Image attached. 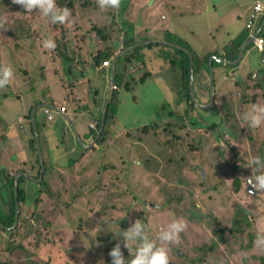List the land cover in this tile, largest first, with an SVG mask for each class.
Returning <instances> with one entry per match:
<instances>
[{
	"label": "rangeland",
	"instance_id": "374dc122",
	"mask_svg": "<svg viewBox=\"0 0 264 264\" xmlns=\"http://www.w3.org/2000/svg\"><path fill=\"white\" fill-rule=\"evenodd\" d=\"M131 1L120 0L117 8L100 9L97 0H55L58 7H66L70 13L68 20L71 23L66 21L61 24L52 23L39 9L22 12L19 9L22 6L14 0H0V63L13 69L10 82L0 87V107L4 87L15 85V80H18L16 87L21 91L30 93L35 88L36 97L49 98L52 94L45 91V87L56 90L74 84V80L83 74L92 76L84 68H77L76 75L66 72V68L72 69L71 65L75 63L77 47L86 45L92 53L99 54L113 39L138 42L142 38H154L163 42L157 50L156 47L152 50L147 47L145 50L148 52L140 55L142 63L134 61L129 65L127 82L130 89L123 87L117 94L118 98L117 95L114 99L111 97L110 102L116 100L119 105L118 120H112L113 124L119 123L128 128L131 136L119 138L124 131L120 133L117 126L110 124V135L113 134L114 138L106 142L103 138L101 144L97 142V146L84 150L82 145H78L79 148L75 146L71 133L64 135L68 132L64 131L66 126L72 128L70 124H58L56 119L59 115L54 120L47 114L46 118L42 112L39 113V136L40 132L44 133L40 127L42 123L53 124L56 131L52 140H48L51 155L48 163L57 173L49 178L46 172L44 179L55 195L49 198L46 194L44 199L38 201L40 204L35 210L31 208L37 214L35 218L28 215L31 210H25L26 215H22V209L16 230L6 232L0 228V264H109V250L117 241L121 243L125 258L132 256L131 249L135 245H130L128 251L122 237L108 230L103 220H114L118 225H112L111 230L116 231L119 226L123 231L140 219L147 225L150 236L154 237L176 218H182L186 227L180 233L179 242L169 245V264H262L264 260V247L254 242L258 232L264 233V190L249 191L245 181V177L256 174L252 173L253 166H248L249 160L254 156L264 160V123L250 128L242 119L243 113L253 103L264 104V79H254L249 74L251 69L264 66L258 53L243 54V59L251 62L247 73L250 83L232 74L237 71V64L232 67L230 75L225 66L219 64L218 53L209 56V62L211 57L215 61L213 70L219 67L222 70H214L213 77L206 72L204 75V71L201 77H196L199 90L195 93L197 103L193 102L196 107L192 108L182 97L185 87L181 64H177V67L172 65L173 61L176 65L180 59L174 46L177 44L167 39L168 33L178 37L176 11L161 4L166 0L156 3L153 0L150 4L153 6L151 15L157 27L147 25L151 12L149 8H142L138 14L141 21L145 20V28H149L152 37L134 35L137 27L143 34L147 33L138 25L135 30L126 27L123 33L116 24L127 20L122 8L129 9ZM142 1L147 0H133L134 4H141ZM206 1L209 6L216 2ZM169 2L175 3L176 0ZM25 21L33 26L34 39H19L22 31H31V26ZM190 21L194 25L193 20ZM113 22L116 23V31H113ZM243 24L241 22L240 26ZM184 35L185 38L181 39L186 44V41H199L201 46L195 44V47L198 52L202 51L201 55L218 48V44L211 38L206 39L199 28L184 32ZM48 37L55 41L59 55L55 58L60 66L54 67L55 74L46 73V76L45 61L39 63L36 69L30 62L24 63V55L35 53L33 49H40L42 38ZM37 38V43H33ZM98 41L105 43L99 46ZM24 44L29 46L27 53L24 52ZM223 46L220 44V48ZM229 47L231 49L233 45ZM53 49L49 50L53 52ZM63 52H66L62 57L67 66H61L60 55ZM157 58H162L158 64H149ZM204 58L199 56L201 62ZM14 63L18 64L14 67ZM118 70H122V66L118 65ZM146 72L150 74L147 79L142 76ZM93 84L98 86L94 91L99 90L94 93L93 99L96 100V95L100 94L96 106L99 107L97 111L100 116L105 104V101L102 102L103 92L109 83L106 86L103 83L100 88V82ZM165 89L173 92L171 98H174V103L170 104ZM210 89L214 95L212 102L209 101ZM201 104L207 107L203 108ZM173 112L179 118L171 115ZM21 115L25 117L24 112ZM194 117L196 124L192 121ZM91 118L81 117L80 121L85 123L92 121ZM51 121L54 122L51 124ZM14 122L19 127V113ZM97 123L94 130L98 128ZM168 123L173 127L168 129ZM213 125L216 127L211 128ZM3 138L0 137V146L10 148ZM32 138V134H24L23 143L35 154L31 146ZM36 140L40 155V137ZM41 142L44 144V134ZM12 152L10 148L5 153ZM110 152L113 153L112 159L117 160L118 171L115 167L111 168ZM72 159H78L73 166L70 164ZM32 163L36 161L28 162ZM105 165L108 166L107 170L104 169ZM9 171L0 165L2 193L5 191L2 177ZM258 171H264V168ZM128 176L135 179L131 180ZM117 179L123 182L124 188L116 186ZM32 186L36 184L32 183ZM43 188L46 191V187ZM2 198L4 204L0 209L5 208L9 212L14 204L7 205L10 200ZM242 211L248 212L250 227L243 232L231 233L233 218ZM221 231L225 233L221 234Z\"/></svg>",
	"mask_w": 264,
	"mask_h": 264
},
{
	"label": "crops",
	"instance_id": "0c3cea01",
	"mask_svg": "<svg viewBox=\"0 0 264 264\" xmlns=\"http://www.w3.org/2000/svg\"><path fill=\"white\" fill-rule=\"evenodd\" d=\"M152 1L153 0H147V1H142L143 3L141 4H139V2L137 4H134L132 0L129 9L122 8V11L124 12L126 11L128 13L127 16L129 18H127V20H125L123 23H121L120 21H118V24L113 22L112 25L113 31H116L117 29L116 25L121 27L120 29L122 30L123 33L126 32L125 29L126 24H128L130 30H135L136 25H138L141 26L144 30H146L147 33L143 34V32L139 30V27H137L138 30L137 32H134V35L136 34L149 35L152 37L149 28L148 27L145 28V26L147 25L154 27L158 26L151 15L153 6H150V4ZM257 1H260L264 4V0H216V2L212 6H209L206 0H176L175 3H171L169 2V0H166L161 4L168 5L173 10L176 11V35H178L179 38L184 39L185 38L184 32H190V30L193 28H199V30L202 32V34L206 39L211 38L213 42H216L218 44V48L210 49V51L201 55L200 53L202 51L198 52L195 47V44L201 46L199 41H193L191 43H188V41L185 40L187 42L188 47L191 48L193 52H195L198 56H202L203 58L207 54L218 53L219 55L218 62L225 66L224 68L228 70L227 72H230L229 73L230 75L232 74L237 75L239 78L244 79L250 83V80L247 79V76L249 74L252 75V78L253 75H257L256 78L264 79V66H261L258 69H251L250 70L251 72L247 74L251 67V62L248 59L247 60L243 59L244 52L247 55L254 52L247 50L249 43V32L245 29L246 28L245 25L249 20L250 14L253 11L254 5ZM156 2H161V0H155L154 3ZM144 5H146V7H144ZM142 8H149L151 10L149 22H147V25L144 24L145 20L141 21L138 17V14ZM190 20H193L194 25L191 23ZM241 22H244L242 27L240 26ZM263 25H264V17L262 18V20H260V23L256 24L257 32H259L260 28ZM245 34H247L246 37H240ZM143 39L144 38L140 39L138 42H136L135 45L142 42L152 43V44L154 43L162 44L159 43L160 41L154 40V38H148L147 40L142 41ZM237 39L243 42L238 54H240L243 48H244L243 50L244 52L242 53L240 59L237 58L236 61L232 62L231 58L223 55L225 53H227L228 55V51H229L226 50L225 46L228 47V44H231L233 41ZM43 40L44 39L42 38L40 49L39 48L33 49L35 50V53L24 55V63L29 60L32 66L33 64L36 65V69H37L39 63L45 61V63L47 64L45 67V75L46 73L47 74L50 73V75L55 74L54 67L60 66V63H58L55 57H58L59 55L55 56V54H57V50L55 47L53 49V52L49 50V48H44L42 46ZM104 43L98 41L99 46L104 45ZM220 44H224V47L220 48ZM99 46L98 49H100ZM107 47L116 50V54L110 60L112 67L111 65L105 66L104 64L102 65L97 64L95 58L98 55V52L92 53L91 49L88 46L83 45L81 47H77L76 48L77 52L75 54V63L71 65L72 69H70V67L66 68V72H70L71 75H76L77 68L79 70L84 68L85 70H88L89 73H92V76L83 74L81 78H84L86 81L85 80L78 81V79L76 78L74 80L75 82H73L74 84L64 85L56 90L48 88V86L45 87L44 90L51 93L52 97L41 98V95H37L36 97L35 94H37V92L35 88H32L30 93L27 90L21 91L19 87H16L17 83L14 88L4 87L3 101L1 102V107H0V111H1L0 137H4L3 139H5V141L13 151L12 153L7 154L5 152H7L10 148H5L4 146H0V151L4 149L3 152L0 153V155L4 153L0 157V165L4 169L5 168L10 169L8 174L5 173L4 177H2L3 185H5V191L3 192L5 198L12 199L10 193V183L13 178H15L16 180V177L18 176H20L19 184L21 183L22 188L26 190V197H25L26 202L30 201L31 204H34L38 202L40 199H44V196L46 194L50 196L49 198H53L52 195L55 194V192H53L52 189H51V193L45 191L42 185L43 184L42 182L44 180L41 182V179L38 177L40 170V163H39L38 152H36V148H37L36 139L39 137H40V146H41L40 152L42 153V155H39L41 165L42 163L45 164L46 172L49 174V178L55 176V174L57 173V171L49 167V163H48L49 162L48 159L51 157L50 148L48 147L49 144L48 140H52L54 134H56V131L53 129L54 125L52 124V122L54 121H51L52 125H44L42 123L40 127L42 126V128L44 129V133L40 132V136H39V124H38L39 113L42 112V114L46 116V111H45L46 108L54 109L55 119H56V115H59L58 119H56L58 124L60 123L62 125V123H64L66 125L70 124L72 126L73 129L70 126L64 125L66 126L64 128V131L70 128L72 129V131L74 130L76 136L74 135L73 138L75 139L74 144L76 147H78V145L80 146L82 145L83 149L85 150L87 148H93L94 146H97L96 143L100 139L107 125V123H105L106 108L110 104L112 94L114 93L113 91L114 89L112 90L110 88V82L113 79V71L116 70L117 73L118 64L116 67H114L113 62L116 57L120 56L121 58L122 56H124L125 54H122V52L126 49L122 38L120 41L118 39H113V42L109 44ZM159 47L160 45H153V47L149 48V50H152L153 48L157 50ZM145 49L148 48H144L143 50H141L140 55L148 52ZM69 50H72V48H70ZM64 54L66 53H62L60 56L62 57ZM258 55L261 60L262 55L259 53ZM211 58H212L211 59L212 62L214 58L213 57ZM159 59L162 58L154 59L149 64L154 66V64L155 65L158 64ZM49 63L50 66H48ZM234 64H237L236 66L237 71L231 74V71H233L232 67L234 66ZM62 65L67 66L66 61L64 60L63 57L61 58V66ZM205 69L201 67V73L198 76L201 77L203 71L205 75L206 72ZM216 69L218 71L222 70V68L220 67ZM122 70L123 72L126 71L125 66H122ZM115 78H116V74H115ZM98 82H100L99 88L103 85V83L105 86L109 83V87H106L103 92L104 98L102 102L105 101V105L103 109V122L101 124V129L99 130V133L97 134L96 138L91 141L92 138H90V135L95 133V131L91 129V124L96 122L94 121L93 114L96 113V111L99 108L95 106L98 105L97 99L100 97L99 94L96 95L97 98L96 100L93 99L94 93L99 91V90L96 92L94 91V89L97 88L98 86L97 84L95 86V84L93 83H98ZM36 84L37 83H35V85ZM114 84H115V79H114ZM222 85L226 86V84L224 83ZM193 86H194V92L197 94L199 87L196 84L195 76L193 79ZM227 87H229V85ZM165 91H166L165 92L166 96L170 100V104L174 103L175 102L174 98H171L173 92L168 91L166 89ZM209 92L211 95L212 92L211 89L209 90ZM209 101H211V96ZM201 105L206 106L203 104ZM64 107L66 108V111L63 113L60 110ZM21 112H24L25 117L21 115ZM17 113H19L20 128L18 127V124L14 122ZM29 114L30 116H32V119L29 118ZM34 114H36L35 118H34ZM104 114H105V118H104ZM60 116H62V118H59ZM91 116H92L91 118L92 121L87 120L85 123L80 121L81 117L90 118ZM113 125L115 127L117 126L118 128L117 130L120 133L124 131V128L119 123ZM36 128L38 130V133H36ZM112 131L113 133H115L114 129H112ZM27 133L32 134L33 140L31 146L34 149L35 154L29 151L26 148L25 144L23 143V135ZM43 134H44V144H42L41 142V138H43ZM121 135H123V133H121ZM119 138L123 139L124 136L123 137L119 136ZM33 160H35L36 163L28 164V162H32ZM73 165L74 164H72V166ZM42 170H43V165H42ZM62 172L64 173L65 171ZM32 183H35L36 186H32Z\"/></svg>",
	"mask_w": 264,
	"mask_h": 264
},
{
	"label": "clouds",
	"instance_id": "9594fccd",
	"mask_svg": "<svg viewBox=\"0 0 264 264\" xmlns=\"http://www.w3.org/2000/svg\"><path fill=\"white\" fill-rule=\"evenodd\" d=\"M14 2L20 4L28 11L39 9L41 14L48 17L52 23L58 22L63 24L66 21L71 23L68 20L70 15L69 10L66 7H58L55 0H14ZM97 2L100 9L117 8L120 4V0H97ZM42 46L49 49L54 48L55 41L51 37H48L43 40ZM12 77L13 69L10 65L0 66V87L7 85ZM256 77L257 75L253 78L255 79ZM194 96L197 100L195 92ZM242 119L248 123L250 128L260 126L264 123V104L253 103L243 113ZM248 166H253L252 173H256L255 175L251 174L245 177L246 184L251 185L249 191L264 190V171H258V169L264 168V160L259 156H254L249 160ZM103 221L106 223L108 230L122 237L123 245L128 251L130 250V245H135L131 249V258L126 259L121 251V243L117 241L108 253L111 257L110 264H169V245L179 242L180 233L186 227L185 221L182 218H176L152 237L149 234L147 225L140 222V219L132 222L123 231L120 230L119 226L116 231L111 230L112 225H118L114 220ZM254 242L257 246L264 247V233L258 232Z\"/></svg>",
	"mask_w": 264,
	"mask_h": 264
},
{
	"label": "trees",
	"instance_id": "16d2710c",
	"mask_svg": "<svg viewBox=\"0 0 264 264\" xmlns=\"http://www.w3.org/2000/svg\"><path fill=\"white\" fill-rule=\"evenodd\" d=\"M19 9L22 12L30 13V11L25 10L23 7L19 8ZM124 13H125V18H129L127 16L128 13L126 11ZM20 17H22L21 13H20ZM24 23L27 24V25H30V22L25 21ZM126 27H128V24H126ZM25 28L26 27H24L22 29H25ZM35 37L36 36L33 33V26H31V31L30 32L22 31L21 32V37L19 39H28L29 40V39H34ZM147 39L148 38H144L142 41H145ZM167 39L169 41H171V42H175L177 45H180V47L188 50V53H187L183 49L175 48L176 49V54L178 56H180V59L178 60L176 65H175V63L173 61L172 65H173V67H177V64L178 65L181 64L182 71H183V72H181V76H182V80L184 82V87H185V93L183 94L182 97L186 100V102L189 103V105H191L192 108H195L196 106L193 104L194 100H193V98H191V95H190V76H191L190 73H191V64H192V62H191V59H190L189 55H193L194 56L193 68H194V76H195V79H196V77L198 75H200V73H201V67H203L204 69L206 68L205 70L207 72V75L210 74V66H209L208 58H209V56H211V54H214V53L207 54L205 56V58L203 59V62H201L200 59H199V56L195 52H193L192 49L189 48L188 45L181 38L173 35L172 33H168L167 34ZM37 41H38V38L36 40H33V43H37ZM124 42H125V48L126 49H128V48H130V47H132V46H134L136 44L135 41H133V40L129 41V39L124 40ZM242 44H243V42L239 41L238 39L233 41L231 44H228V47L225 46L226 50H229L228 51V55H227V53H225L223 56L231 58L232 62L236 61V59L238 58V55H239L238 53H239L240 47L242 46ZM153 45H161V44H158V43H156V44L155 43L154 44L147 43L145 45L139 46L136 49H134L133 51H131L129 53H126L124 56L119 58L118 65L119 66H125V68L127 70L129 68V65L132 64L134 61H138V62L142 63L143 59L140 56V49H142V48L144 49V47L145 48H147V47L151 48ZM230 45H233V47L231 49L229 47ZM28 47L29 46L24 44V52L25 53H27ZM57 53H58V49H57ZM63 53H66V52H63ZM115 54H116V50L115 49L104 47V48H102L100 50L99 54L96 56V58H95L96 63L99 64V65H102V64H104V62L110 61L111 58ZM176 54H175V57H176ZM56 55H58V54H55V56ZM27 62H30V61L28 60ZM17 64L18 63H14V65H12V66L15 67ZM0 65L2 66V62L0 63ZM30 65H31V62H30ZM33 66L36 67V65H34V64H33ZM212 67L215 68V61H212ZM142 76H144L147 79L150 76V74L146 72ZM77 78L79 79V78H81V76H78ZM127 80H128V70H127V72L126 71L123 72V70H117L116 78H115V87L116 88L114 89V93H113L114 95L112 96V99H114V97L118 94L120 89H122L123 87H126L127 89H130L131 86H130V84H128ZM17 82H18V80H15V85L13 83L11 85L9 84L8 86L11 87V88H14L16 86ZM135 82H137V80H135ZM117 98H118V95H117ZM118 106L119 105H118L116 100L115 101H111L110 104L107 106L106 113H105L106 114L105 123H107V126L104 129L100 139L97 141L99 144L102 143L103 138H105V140H104L105 142L110 140V139H112V138H114L113 134L110 135L111 129H109V127H110V124L113 125V121L112 120L115 121V120L118 119V117H117L118 112H119V109H118L119 107ZM99 114L100 113L98 111H96V113L93 114L94 119L96 120V122H98L97 123L98 124V128L96 130H94V128H92V130H94L95 133L90 135V138H92L91 141L96 138L97 134L99 133V130L101 129V124L103 122V115L99 116ZM171 115H174L176 118H179L178 115L176 114V112L175 113L174 112L171 113ZM29 118L32 119V116L29 117ZM192 121H193V123L196 124L195 117L192 119ZM176 122H178V121H176ZM208 122H210V121H207V123ZM176 124H178V123H176ZM121 126L123 127V125H121ZM172 127H173V125H171V123H168L167 128L169 129V128H172ZM214 127H216V126L213 125L211 128H214ZM144 128H146V127H144ZM68 133H71L72 136H74V133H73L71 128L68 129V132H66L64 135H66ZM115 134H116V132H115ZM128 135L131 136L132 134L129 132L128 128H124V133L120 137L124 136V137L127 138V137H129ZM107 136H110V137L107 138ZM87 140H89V139H87ZM139 140H141V137H140ZM131 142L134 144V147H136L135 143L133 141H131ZM36 152H38L39 163H40V170H39V175H38V177L40 178L42 176V165H41V161H40L39 150L36 149ZM111 154H113V153L110 152V163L112 165L111 168L115 167V169L118 171L119 170L118 169V165L116 164L117 160H113L112 157H111ZM77 160L78 159H75V160L72 159L71 160V164H75V162ZM104 169L107 170L108 166L105 165ZM45 175H46V173H45ZM128 178L131 179V180L135 179V177H132V176H128ZM42 183H43L42 184L43 187H46V191L48 193H51V187H50L49 184H46L47 183L46 180H44ZM115 184L118 187H123L124 188V184H123V182L120 179H117V181H115ZM236 184L239 185V182L237 181ZM105 186H107V185H104V187ZM10 188H11L10 193H11V196H12V201H13L14 207L12 208V210H10L11 213L9 215H7V216H5V215L2 216L1 215V223H2V225H0V228L3 229L6 232L10 231V229L15 227L16 226V222H17V219H16V217H17V206H16L17 198H16L15 178H13L11 180ZM125 192H127L126 189H125ZM54 195L55 194H53L52 197H54ZM25 197H26V190H24L22 188V185L20 183L19 184V202L22 203L23 201H26ZM107 205L111 206L110 204H107ZM247 211H242L241 213H237L235 215V217L233 218V223L234 224L229 230L231 233H235L236 231H239V230H242V232H243V230L245 228H249L250 227V223H249V221L247 219V216H248L247 215V213H248ZM224 233H225V231H221V234H224ZM130 257L131 256L128 255L126 257V259H130ZM2 264H7V263H2ZM109 264H110V262H109ZM262 264H264V260L262 261Z\"/></svg>",
	"mask_w": 264,
	"mask_h": 264
},
{
	"label": "built area",
	"instance_id": "2783aa9c",
	"mask_svg": "<svg viewBox=\"0 0 264 264\" xmlns=\"http://www.w3.org/2000/svg\"><path fill=\"white\" fill-rule=\"evenodd\" d=\"M264 17V4L260 1H257L254 5L253 11L250 14V18L245 25V29L249 32V43H248V51H254L261 54L260 62L264 65V25L260 28L259 32H257L256 24L260 23V20ZM111 61H106L104 63L105 66H109ZM256 75H253L255 77ZM116 87L114 86L113 89ZM46 114L50 119H54V109L46 108ZM61 112H65L66 108H62ZM96 124L92 123L91 128H95Z\"/></svg>",
	"mask_w": 264,
	"mask_h": 264
},
{
	"label": "water",
	"instance_id": "95a60500",
	"mask_svg": "<svg viewBox=\"0 0 264 264\" xmlns=\"http://www.w3.org/2000/svg\"><path fill=\"white\" fill-rule=\"evenodd\" d=\"M159 43H163V42H159ZM164 43H165V42H164ZM144 44H147V43L142 42V43H139V44H137V45H135V46H132V47H130V48H128V49H125V50L122 52V54L129 53V52L133 51L134 49H136L137 47L142 46V45H144ZM166 44L169 45L170 43H166ZM173 45H174V44H173ZM174 46H176V48L183 49L184 51H186V52L188 53L187 49H184V48H182V47H180V46H178V45H174ZM243 50H244V48L241 50L238 59L241 58L242 53L244 52ZM122 54H121V55H122ZM190 56H191L190 59H191V62H192V64H191V73H190V74H191V76H190V95H191V97L193 98V100L196 102V99H195V96H194V89H193V87H194V86H193V79H194L193 59H194V57H193V55H190ZM119 58H120V56H118V57L115 58V60H114V62H113L114 67L117 66ZM209 66H210V75H211V77H213L214 72H213L212 62H209ZM115 74H116V70L113 71V79H112L111 82H110V88H111L112 90H113V87H114V85H115V84H114ZM211 98L213 99V93H212V92H211ZM108 102H109V101H108ZM108 102H107V103H108ZM211 102H212V101H211ZM196 103H197V102H196ZM201 107L206 108L207 106H201ZM35 115H36V114H34V118H35ZM104 118H105V115H104ZM34 122H35V120H34ZM36 133H38L37 128H36ZM40 155H42L41 152H40ZM41 158H42V156H41ZM42 165H43V170H42L41 182L45 179V172H46L45 164L42 163ZM19 178H20V176L16 177V180H15V181H16V183H15V184H16V198H17V204H18V209H17V223H19V218H20V213H21V203L19 202ZM249 188L251 189V185H249ZM0 221H1V219H0Z\"/></svg>",
	"mask_w": 264,
	"mask_h": 264
},
{
	"label": "flooded vegetation",
	"instance_id": "af4514ba",
	"mask_svg": "<svg viewBox=\"0 0 264 264\" xmlns=\"http://www.w3.org/2000/svg\"><path fill=\"white\" fill-rule=\"evenodd\" d=\"M10 190H11V188H10ZM3 193H2V191L0 192V206H2V204H4V200H3V198L2 197H4V194L2 195ZM7 199H9V198H7ZM10 201L9 202H7V205H11V204H13V201H12V199H9ZM26 201H23L22 203H21V211H22V209H23V212H22V215H26V213L24 212L25 210H31L32 212H31V214H28L29 216H32L33 218H35V217H37V214L35 213V211H33V210H35L36 208H37V206L40 204L39 202H36V203H34V204H31V202L30 201H27L26 203H25ZM48 203H50V201L48 202ZM16 206H17V209H18V204H17V202H16ZM33 210H32V209ZM11 213V211H9V212H6V210H5V208H3V209H0V217H1V214H3V215H5V216H7V215H9ZM20 215H21V213H20ZM16 219H17V217H16ZM18 224L19 223H17L16 222V226L15 227H13L12 229L13 230H16L17 229V226H18ZM16 228V229H15ZM12 229H10V231L12 230ZM12 230V231H13Z\"/></svg>",
	"mask_w": 264,
	"mask_h": 264
}]
</instances>
